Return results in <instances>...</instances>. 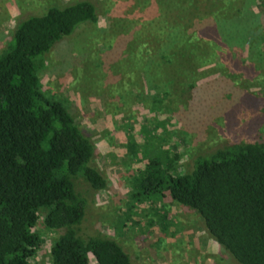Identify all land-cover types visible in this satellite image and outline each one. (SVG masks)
<instances>
[{"label": "trees", "instance_id": "16d2710c", "mask_svg": "<svg viewBox=\"0 0 264 264\" xmlns=\"http://www.w3.org/2000/svg\"><path fill=\"white\" fill-rule=\"evenodd\" d=\"M131 1L142 18L129 26V53L145 57L148 67L143 91L129 74V97H143L154 129L141 125V142L128 134L130 152L144 162L134 169L124 216L136 202L168 199L196 212L236 262L264 264V141L228 145L183 171L180 153L167 142L169 120L155 117L172 114L173 104H189L193 113L207 88L196 83L211 68L264 86V10L257 0ZM98 20L90 0L50 6L20 21L14 45L0 56V264H29L44 242L39 221L59 233L50 264H132L116 240L80 232L86 199L75 178L94 190L107 180L92 164L91 140L40 81L44 54L78 25Z\"/></svg>", "mask_w": 264, "mask_h": 264}, {"label": "rangeland", "instance_id": "374dc122", "mask_svg": "<svg viewBox=\"0 0 264 264\" xmlns=\"http://www.w3.org/2000/svg\"><path fill=\"white\" fill-rule=\"evenodd\" d=\"M75 1L0 0V56L14 45L12 36L20 21L43 14L50 6ZM90 1L97 8L98 23H82L57 41L44 54L40 72L42 90L73 115L94 146L93 166L107 180L105 189L94 190L82 178H75L76 190L86 199L80 232L116 240L132 264H239L208 235L196 212L168 199L136 202L124 216L126 204L132 203L134 169L144 162L139 156L134 159L128 134L141 142V125L154 129L150 120L154 114L143 105V97H129V74L142 90L140 82L148 67L145 57L129 53V26L142 18V12L131 0ZM256 5L264 10V0H257ZM202 73L206 75L196 84L207 88H201L205 92L201 95L200 90L201 105L194 114L189 113V104H173L172 114H155L158 120H169L167 142L171 151L180 153L183 171L191 168L195 158L228 145L264 141V86L240 75L226 78L213 68ZM193 93L194 89L191 97ZM37 228L44 242L29 264H50V246L59 233L40 221Z\"/></svg>", "mask_w": 264, "mask_h": 264}]
</instances>
